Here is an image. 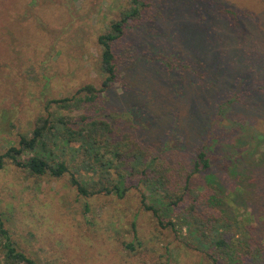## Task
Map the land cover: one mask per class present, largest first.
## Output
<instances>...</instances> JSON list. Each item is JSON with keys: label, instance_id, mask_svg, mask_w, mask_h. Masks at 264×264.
I'll return each mask as SVG.
<instances>
[{"label": "rangeland", "instance_id": "374dc122", "mask_svg": "<svg viewBox=\"0 0 264 264\" xmlns=\"http://www.w3.org/2000/svg\"><path fill=\"white\" fill-rule=\"evenodd\" d=\"M129 2L0 0V154L31 132L48 98L102 88L98 36ZM147 2L114 45L119 76L97 114L115 140L177 166L193 170L204 151L210 167L190 185L206 194L204 220L214 212L233 224L232 246L221 255L185 205L162 196L147 192L156 217L137 188L85 198L69 173L30 176L9 160L0 169L5 226L42 264H264V0Z\"/></svg>", "mask_w": 264, "mask_h": 264}, {"label": "trees", "instance_id": "16d2710c", "mask_svg": "<svg viewBox=\"0 0 264 264\" xmlns=\"http://www.w3.org/2000/svg\"><path fill=\"white\" fill-rule=\"evenodd\" d=\"M129 3L120 17L112 20L107 30L98 36L100 65L104 73L102 88L98 90L92 83H87L72 96L48 98L45 113L37 117L31 132L21 133L18 143L0 154V169L9 160L30 176L49 174L60 178L69 173L71 185L85 198L99 193L123 197L134 187L141 193L144 208L156 217H159V210L148 201L147 192L162 196L171 206L185 205L198 232L222 255L219 250L227 251L232 246L225 234L232 230L233 224L214 212H205L204 220L201 209L206 194L197 192L190 185L194 173L210 167L207 154L199 152L193 170L184 165L177 166L169 162L171 159L161 158L138 143L115 140L113 125L97 114L100 111L99 94L119 76L114 45L133 22L142 19L149 5L147 0H130ZM68 155H71L70 159ZM77 158L80 168L72 171L71 164L76 163ZM236 226L233 235L243 233L247 241L250 237ZM0 238L3 242L0 244V264H42L20 248L1 214Z\"/></svg>", "mask_w": 264, "mask_h": 264}]
</instances>
